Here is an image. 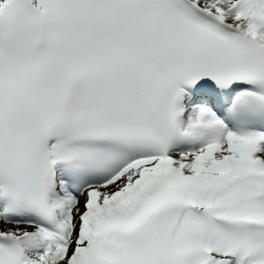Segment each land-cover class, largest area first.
Returning <instances> with one entry per match:
<instances>
[{"label":"snow or ice","instance_id":"snow-or-ice-1","mask_svg":"<svg viewBox=\"0 0 264 264\" xmlns=\"http://www.w3.org/2000/svg\"><path fill=\"white\" fill-rule=\"evenodd\" d=\"M0 264H264V0H0Z\"/></svg>","mask_w":264,"mask_h":264}]
</instances>
